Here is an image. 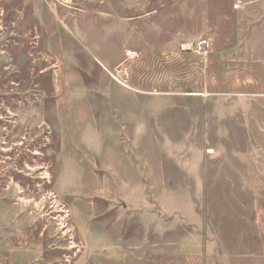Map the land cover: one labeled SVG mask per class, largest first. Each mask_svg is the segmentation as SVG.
I'll return each mask as SVG.
<instances>
[{
	"label": "rangeland",
	"instance_id": "rangeland-1",
	"mask_svg": "<svg viewBox=\"0 0 264 264\" xmlns=\"http://www.w3.org/2000/svg\"><path fill=\"white\" fill-rule=\"evenodd\" d=\"M0 264H264V0H0Z\"/></svg>",
	"mask_w": 264,
	"mask_h": 264
},
{
	"label": "built area",
	"instance_id": "built-area-1",
	"mask_svg": "<svg viewBox=\"0 0 264 264\" xmlns=\"http://www.w3.org/2000/svg\"><path fill=\"white\" fill-rule=\"evenodd\" d=\"M208 45L207 41H202L199 43L198 48L204 49Z\"/></svg>",
	"mask_w": 264,
	"mask_h": 264
}]
</instances>
